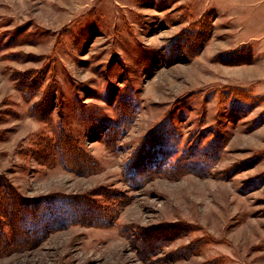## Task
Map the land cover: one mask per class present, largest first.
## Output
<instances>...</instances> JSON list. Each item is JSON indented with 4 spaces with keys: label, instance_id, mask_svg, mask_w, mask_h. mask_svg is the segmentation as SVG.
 Returning <instances> with one entry per match:
<instances>
[{
    "label": "rangeland",
    "instance_id": "374dc122",
    "mask_svg": "<svg viewBox=\"0 0 264 264\" xmlns=\"http://www.w3.org/2000/svg\"><path fill=\"white\" fill-rule=\"evenodd\" d=\"M0 177V264H264V0H0Z\"/></svg>",
    "mask_w": 264,
    "mask_h": 264
},
{
    "label": "trees",
    "instance_id": "16d2710c",
    "mask_svg": "<svg viewBox=\"0 0 264 264\" xmlns=\"http://www.w3.org/2000/svg\"><path fill=\"white\" fill-rule=\"evenodd\" d=\"M12 191H10V188L8 186L7 181L0 177V194H11ZM11 197V195L9 196ZM70 203H74L73 206H75V201L65 198ZM64 199H59L57 201H46L42 204H39L38 202L28 204V205H20L19 202L16 199H3L0 200V203H2L3 206L0 207H10L12 208H19L18 217L20 218V221L23 225H25L28 230H30V227H34L35 224H47L52 218L53 215L58 216L55 219H66L63 222H66L68 220V216L71 211H73V207L67 203ZM20 201V200H19ZM66 203V204H65ZM2 214H5V210L2 208ZM61 218V219H60ZM72 219V218H70ZM23 220V222H22ZM19 221V222H20ZM25 228V230H27ZM15 230V229H14Z\"/></svg>",
    "mask_w": 264,
    "mask_h": 264
}]
</instances>
